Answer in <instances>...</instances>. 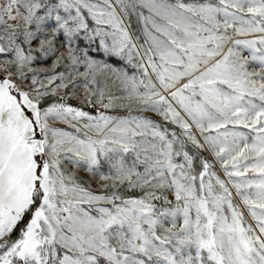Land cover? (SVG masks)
Segmentation results:
<instances>
[{
  "label": "snow or ice",
  "instance_id": "6c2138e0",
  "mask_svg": "<svg viewBox=\"0 0 264 264\" xmlns=\"http://www.w3.org/2000/svg\"><path fill=\"white\" fill-rule=\"evenodd\" d=\"M9 54L0 264H264V0H0Z\"/></svg>",
  "mask_w": 264,
  "mask_h": 264
},
{
  "label": "rangeland",
  "instance_id": "374dc122",
  "mask_svg": "<svg viewBox=\"0 0 264 264\" xmlns=\"http://www.w3.org/2000/svg\"><path fill=\"white\" fill-rule=\"evenodd\" d=\"M133 27L135 28L136 25L133 24ZM81 35H83V34H81ZM63 41H64V37H63L62 34L60 36H58L56 38V41H55L56 46L59 48V50L61 52L65 51V47H61V45L63 44ZM37 43L38 42H34L33 43V47H35ZM75 46L77 47V49H79V48H86L87 51H88V55L91 56L93 59L100 60V61H104V62L109 63V64H112V65H114L116 67H123V66H125L123 61H118L116 58L108 57L106 54H104L103 53V50L102 49H98L97 46H96V44H92V45L89 46L88 43L85 40L78 39V40L75 41ZM25 48H27V45H25ZM34 54L39 56V53H34ZM78 54H79V52H78ZM248 54L249 53L247 51L244 53V55H246V56ZM11 58H12V55L11 54H9L7 56L0 55V63H2L4 60L11 59ZM54 59H55V56L54 55H50V57L47 60L37 62L33 66L34 67H40V68H50L51 65L53 64ZM64 64L65 65H68V67L66 68L65 66H61L60 68L57 69V71L65 72V74L67 75L68 72L72 71V67L70 65V62L67 61V60H65ZM11 70L14 71L15 69L13 68ZM78 70L80 72H83L84 71L83 66H78ZM1 74L2 75H1L0 78H3L4 73H1ZM41 75L43 76V74H41ZM105 78L106 77H103V78H100V79H105ZM74 82L76 84L80 85V87H78L76 89V92H77V94L79 96H82L83 95V87H82L83 78L82 77H79V76H76V77H74ZM109 84H111V81L110 80H109ZM112 91L116 95H120V90L118 88H112ZM68 103L71 104V105H74V106L83 107L84 110L90 111L93 114H95L98 111H105V113L108 114V115H116V116H126L128 114V109H126V108H120V107H116V108H112V109H107V110L102 109V108L91 109V108L87 107L86 105H84L82 103V101L80 99H77V98H71V99H69L68 100ZM148 115H151L154 119H159V117H156L154 114L149 113ZM71 167L72 166L69 165V168H71ZM78 174H79V176L82 179L87 180V179L90 178V174L87 171L83 170V169L78 170ZM98 180H99V178L97 177L96 180H93L92 183H91V187L94 190H100L99 187H98V183H97ZM100 183H104V182L103 181H100Z\"/></svg>",
  "mask_w": 264,
  "mask_h": 264
},
{
  "label": "water",
  "instance_id": "95a60500",
  "mask_svg": "<svg viewBox=\"0 0 264 264\" xmlns=\"http://www.w3.org/2000/svg\"><path fill=\"white\" fill-rule=\"evenodd\" d=\"M1 75H2V74L0 73V77H1Z\"/></svg>",
  "mask_w": 264,
  "mask_h": 264
}]
</instances>
